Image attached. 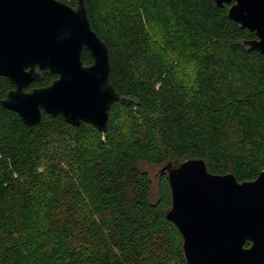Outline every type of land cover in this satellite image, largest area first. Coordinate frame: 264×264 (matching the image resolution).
<instances>
[{"label": "trees", "instance_id": "obj_1", "mask_svg": "<svg viewBox=\"0 0 264 264\" xmlns=\"http://www.w3.org/2000/svg\"><path fill=\"white\" fill-rule=\"evenodd\" d=\"M83 3L108 50L109 83L128 101L111 105L103 133L44 113L25 126L2 107L13 86L0 77V264H186L165 219L167 178L152 201L139 165L202 159L212 174L255 180L264 170V55L214 0ZM81 60L92 63L86 51ZM55 79L43 73L27 91Z\"/></svg>", "mask_w": 264, "mask_h": 264}, {"label": "water", "instance_id": "obj_2", "mask_svg": "<svg viewBox=\"0 0 264 264\" xmlns=\"http://www.w3.org/2000/svg\"><path fill=\"white\" fill-rule=\"evenodd\" d=\"M75 1L71 7L58 0H0V77L13 86L1 105L25 126L44 113L103 133L111 105L128 100L110 85L107 47L91 29L83 0ZM214 3L229 5L228 18L255 34L249 49L264 55V0ZM83 51L90 65L83 64ZM43 73L56 79L27 91ZM163 174L171 195L165 219L181 235L186 264H264V170L238 182L230 173H210L202 159H187L162 165L158 177Z\"/></svg>", "mask_w": 264, "mask_h": 264}, {"label": "rangeland", "instance_id": "obj_3", "mask_svg": "<svg viewBox=\"0 0 264 264\" xmlns=\"http://www.w3.org/2000/svg\"><path fill=\"white\" fill-rule=\"evenodd\" d=\"M157 39V42L158 44L161 46V48H164V45H163V41L161 39V36H159V33L156 31L155 35H154ZM168 55L170 56V54L168 53ZM185 67V66H184ZM183 73L184 75L187 77L188 79V84L190 85V82H189V70L188 68H183ZM139 168L146 172L150 179H151V182H152V188H151V199L152 201L155 200V195H156V184H157V178H158V175H159V171L161 169V166H151V165H148L146 163H142L139 165Z\"/></svg>", "mask_w": 264, "mask_h": 264}]
</instances>
